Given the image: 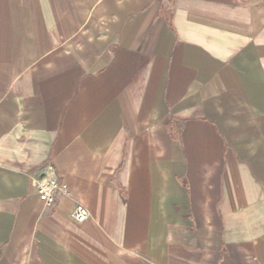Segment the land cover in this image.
Masks as SVG:
<instances>
[{"label":"crops","instance_id":"obj_1","mask_svg":"<svg viewBox=\"0 0 264 264\" xmlns=\"http://www.w3.org/2000/svg\"><path fill=\"white\" fill-rule=\"evenodd\" d=\"M0 264H264V0H0Z\"/></svg>","mask_w":264,"mask_h":264},{"label":"built area","instance_id":"obj_2","mask_svg":"<svg viewBox=\"0 0 264 264\" xmlns=\"http://www.w3.org/2000/svg\"><path fill=\"white\" fill-rule=\"evenodd\" d=\"M58 189L57 182L55 180L49 182H40L37 184V194L44 198L47 205L54 203V196ZM90 216L89 211L82 205H77L72 213V218L76 222H84Z\"/></svg>","mask_w":264,"mask_h":264}]
</instances>
